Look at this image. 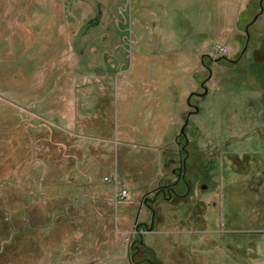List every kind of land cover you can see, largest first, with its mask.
Returning <instances> with one entry per match:
<instances>
[{"label": "rangeland", "instance_id": "rangeland-1", "mask_svg": "<svg viewBox=\"0 0 264 264\" xmlns=\"http://www.w3.org/2000/svg\"><path fill=\"white\" fill-rule=\"evenodd\" d=\"M179 152L211 190L152 201ZM140 237L264 264V0H0V264H136Z\"/></svg>", "mask_w": 264, "mask_h": 264}, {"label": "flooded vegetation", "instance_id": "flooded-vegetation-1", "mask_svg": "<svg viewBox=\"0 0 264 264\" xmlns=\"http://www.w3.org/2000/svg\"><path fill=\"white\" fill-rule=\"evenodd\" d=\"M205 68L209 73V69L207 67ZM205 80L206 78L200 81L199 83V88L202 92L205 88ZM198 94H200V92H196L193 95L198 97ZM195 107L196 106L193 104L189 105L188 108L191 110H189L187 113L193 112ZM177 139L183 140L184 143H187V138L184 134H180ZM188 156L189 154L186 152L184 155L182 154V152H179L177 159L172 160V163H174L175 161L176 163L174 168L171 170L170 178H167L166 182H164L158 188L153 190L154 192L152 193V201L160 200L164 203L175 205L179 203L182 199H184L188 195L190 190L194 191L195 197H197V199L202 196V192L211 190L212 186L205 184L202 180L203 178L209 176L206 174L199 173L200 170L198 169L189 168L193 165L194 156L193 154L191 155V162L187 164ZM201 180L202 182H200ZM202 203L203 202L200 201H193L192 207L193 209L198 211L197 215H199L200 210L203 209ZM155 215L156 212L154 211L150 214L148 223L142 222V226H144V231L150 232L152 230L155 221ZM140 251L142 252L143 257L138 260L136 264H161L149 255V248L146 247V245L144 244L142 237L133 241V245L130 248L131 259H133L135 255H137Z\"/></svg>", "mask_w": 264, "mask_h": 264}, {"label": "water", "instance_id": "water-1", "mask_svg": "<svg viewBox=\"0 0 264 264\" xmlns=\"http://www.w3.org/2000/svg\"><path fill=\"white\" fill-rule=\"evenodd\" d=\"M262 10H261V8H260V12H261ZM257 18V16L254 18V20ZM210 77V76H209ZM209 77L204 81V82H206L208 79H209ZM207 93V90L204 88V91H203V93L202 94H200V96H204L205 94ZM192 96V94L189 96V98H188V100H187V103L190 105V103H189V99H190V97ZM198 111V109H197V107H195L194 108V110H193V112H190L188 115H187V117H186V119H185V121H184V125H183V127H182V129H181V131H180V134H184V128H185V126L187 125V119H188V117H189V115L191 114V113H194V112H197Z\"/></svg>", "mask_w": 264, "mask_h": 264}, {"label": "built area", "instance_id": "built-area-1", "mask_svg": "<svg viewBox=\"0 0 264 264\" xmlns=\"http://www.w3.org/2000/svg\"><path fill=\"white\" fill-rule=\"evenodd\" d=\"M228 53V49L224 46H220V45H216L213 53H212V56H224V55H227ZM124 193V192H123ZM122 194V193H121Z\"/></svg>", "mask_w": 264, "mask_h": 264}]
</instances>
